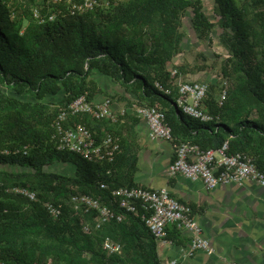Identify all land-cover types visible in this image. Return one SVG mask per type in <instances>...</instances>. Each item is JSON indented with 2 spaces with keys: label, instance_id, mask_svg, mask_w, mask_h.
<instances>
[{
  "label": "trees",
  "instance_id": "trees-1",
  "mask_svg": "<svg viewBox=\"0 0 264 264\" xmlns=\"http://www.w3.org/2000/svg\"><path fill=\"white\" fill-rule=\"evenodd\" d=\"M104 1L79 12L65 0H0V165L14 167H0V259L9 264L162 262L144 207L127 211L113 195L115 188L135 186L137 152L125 137L129 127L123 117L70 113L64 122L67 128L85 123L98 140L108 133L120 136L113 161L59 150L53 137L60 107L82 94L92 100L99 90L96 71L137 93V105L163 109L175 144L208 149L228 141L230 154L252 157L264 172V0H213L215 18L204 0ZM35 7L43 21L35 17ZM53 12L56 18L50 20ZM187 19L199 41L211 45L217 31L227 51V57L214 54L217 80H204L205 110L214 116L205 123L177 108L178 86L171 77V64L188 37ZM198 58L205 61L200 70L209 67L205 51ZM177 69L188 76V64ZM54 159L71 161L74 172L47 170ZM17 187L34 191L37 199ZM74 194L98 199L123 219L97 228L99 210L72 202ZM49 202L58 215L47 209ZM107 238L120 243L121 252L107 251Z\"/></svg>",
  "mask_w": 264,
  "mask_h": 264
},
{
  "label": "built area",
  "instance_id": "built-area-1",
  "mask_svg": "<svg viewBox=\"0 0 264 264\" xmlns=\"http://www.w3.org/2000/svg\"><path fill=\"white\" fill-rule=\"evenodd\" d=\"M48 3H56L60 0H47ZM73 10L85 12L94 9L100 4V0H65ZM56 13L53 12L49 19L54 20ZM35 16L43 21L38 8ZM179 70L171 68V77L176 79L178 86L177 108L201 122H210L214 116L205 110L204 101L209 91V84L203 80L183 79L179 76ZM156 86L164 90L163 85L156 81ZM166 92H170L169 89ZM227 90L221 93V102L226 98ZM113 101L107 97L103 101H93L87 94H82L72 102L60 108L57 119H55L56 138L59 150L75 152L88 160L113 161L116 153L120 150L119 136L108 133L101 140L95 137V133L82 122L75 123L71 127H65L64 122L68 120L69 114L90 113L97 119L110 118L118 121L119 116L113 111ZM137 114L144 118L149 136L152 139L174 140L172 127L166 121V113L156 106H134ZM126 110H121V115H126ZM229 142L218 148L204 149L198 144L182 142L176 144V159L169 167V175H182L193 181H203L207 188L214 189L222 184L235 183L244 185L247 181H254L264 186V172L258 168L255 160L244 153L230 154L228 152ZM106 186L105 184L102 185ZM15 190L31 200L37 199V194L25 187H17ZM113 195L118 199L120 206L127 211L138 210L141 205L146 214L143 215L147 226L154 235L157 242L166 239L167 226L176 225L180 229L192 232L193 250H205L212 252L213 247L210 240L203 234L201 225L193 214L190 205L185 204L173 197L167 187L149 189L142 187H118L113 190ZM71 201L76 204H85L87 207L99 210V220L96 224L100 228L108 220L117 218L121 221L123 216L116 214L112 209L101 204L98 199L86 194H74ZM50 213L58 215L59 208L53 203H46ZM86 229L89 230V227ZM104 248L110 253L121 252L122 245L110 238L104 242ZM161 264H181L179 259L161 260ZM0 264H6L0 262Z\"/></svg>",
  "mask_w": 264,
  "mask_h": 264
},
{
  "label": "crops",
  "instance_id": "crops-1",
  "mask_svg": "<svg viewBox=\"0 0 264 264\" xmlns=\"http://www.w3.org/2000/svg\"><path fill=\"white\" fill-rule=\"evenodd\" d=\"M93 78L99 90L93 93L92 100L99 102L114 95L113 111L123 117L122 122L128 123L125 137L137 152L134 187H167L173 197L192 207L213 247L212 252L193 250L192 232L170 224L166 239L158 242L160 259L177 258L181 264H264V186L247 181L241 186L230 183L209 189L203 181L170 176L169 167L177 155L176 144L149 136L145 119L134 108L139 95L99 71ZM123 109L127 113L124 116Z\"/></svg>",
  "mask_w": 264,
  "mask_h": 264
},
{
  "label": "rangeland",
  "instance_id": "rangeland-1",
  "mask_svg": "<svg viewBox=\"0 0 264 264\" xmlns=\"http://www.w3.org/2000/svg\"><path fill=\"white\" fill-rule=\"evenodd\" d=\"M104 3L108 4L109 0H105ZM205 3V11L211 18H215L213 13V0H204ZM186 25L189 27L188 37L185 39L183 43V52L180 53L178 56L175 57L174 65L175 68L177 66H181L183 64H188V76H182L183 79L191 78L197 80H207V81H216L217 80V73L218 67L213 68L212 60L215 58V53L224 54V57H227L226 49L221 45L217 31L213 34V43L208 45L206 41H199L195 36L193 30L190 28L189 20H186ZM200 51H205L207 55L210 57L208 60L207 65H209L206 69H199V66H202L205 61L203 59L198 58V54ZM1 168H8L13 169L14 167H10L7 165H0ZM18 169V168H15ZM20 169V168H19ZM47 170L58 171L62 173H73L75 170V165L70 162H61L58 159H54L53 164L46 166Z\"/></svg>",
  "mask_w": 264,
  "mask_h": 264
},
{
  "label": "clouds",
  "instance_id": "clouds-1",
  "mask_svg": "<svg viewBox=\"0 0 264 264\" xmlns=\"http://www.w3.org/2000/svg\"><path fill=\"white\" fill-rule=\"evenodd\" d=\"M36 8H38L39 9V11H40V8L39 7H35L34 8V15H35V9ZM52 14V13H51ZM40 15H41V13H40ZM36 17V16H35ZM40 19V18H39ZM41 20V19H40ZM61 108V107H60ZM0 262H5L6 264H9V263H7L6 261H4V260H2V259H0Z\"/></svg>",
  "mask_w": 264,
  "mask_h": 264
}]
</instances>
